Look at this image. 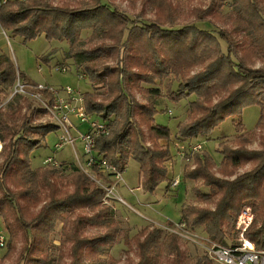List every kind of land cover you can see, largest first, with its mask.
<instances>
[{"label":"trees","instance_id":"1","mask_svg":"<svg viewBox=\"0 0 264 264\" xmlns=\"http://www.w3.org/2000/svg\"><path fill=\"white\" fill-rule=\"evenodd\" d=\"M142 1L157 8L159 18L166 13V24L159 18H134L110 0H78L74 6L49 0H15L0 5V25L25 42L45 35L70 45L68 57L75 61L78 71L88 74L94 84L106 87L111 98L105 103L98 101L103 96L98 92L84 94L86 113L95 114L109 126V134L97 139V152L120 171L131 158L137 161L145 190L154 192L164 182L171 185L167 161L173 154L159 141H171L173 133L169 127L154 123L159 104L139 103L129 88H142L140 84L146 82L151 87L144 90L151 98L157 97L160 89L153 86L156 82L173 74L179 77V88L169 89L168 98L179 102L191 95L196 97L189 101L190 119L178 124L176 134L181 140L207 137L229 117L241 120L242 110L249 104L261 107L257 128L264 130V68L250 67L244 55L238 58V51L247 52L248 47H258L264 57V10L261 0H232L237 16L231 29L216 30L205 25L211 26L207 17L216 16V7L223 6V0H212L206 8H193L198 22L183 26L173 17L179 0ZM87 29L98 35L101 43L85 49L81 33ZM241 33L251 38L248 47L237 42L234 34ZM109 59L117 65H109ZM206 63L190 75L194 67ZM18 81L38 86L16 69L10 57L0 55V99ZM39 92L53 107L56 95L48 89ZM27 106L31 113L20 125L12 121L10 111L0 108V137L4 142L0 152V217L12 236L16 234L13 223L23 231L25 264H53L51 235L58 223L63 224L65 240L71 244L68 264H105L100 255L120 243L126 232L114 208L104 204V189L79 166L72 163L68 167L71 190L62 181L63 164L32 166L33 151L60 127L51 121L37 122L36 109L29 101ZM48 113L46 107L40 110L41 115ZM142 125L148 127L147 132ZM261 138L262 147L258 149L250 147L248 135H240L235 147L221 141V176L214 172L217 164L206 153L197 154L196 165L184 172L185 179L201 186L194 187L197 202L183 208L180 223L186 229L202 227L209 244L238 245V217L249 207L254 218L244 236L257 251L264 252V133ZM248 164L250 170L237 174ZM98 173L100 178L105 177ZM201 187H207V191ZM87 227L105 232L90 238L84 234ZM162 237L159 227H145L135 235L133 240L139 249L135 264H157L163 244L174 264H213L207 255L191 263L176 233L164 240Z\"/></svg>","mask_w":264,"mask_h":264},{"label":"rangeland","instance_id":"2","mask_svg":"<svg viewBox=\"0 0 264 264\" xmlns=\"http://www.w3.org/2000/svg\"><path fill=\"white\" fill-rule=\"evenodd\" d=\"M49 1L58 5L70 3L74 6L78 3V0ZM110 1L134 18L155 21L160 15L157 8L150 4H144L142 0ZM211 1L212 0L176 1L177 10L173 16L176 23L183 26L198 22L196 21L197 15L193 8H206ZM231 4L232 0H223V6L216 7V16L213 14L207 17L211 26L209 24L205 25L204 23L201 25L212 27L216 30H230L231 24L237 16ZM260 5L264 10V0L260 1ZM159 19L164 21L165 24L168 21L166 13ZM234 35L237 42L244 43L243 45H245V47H248L252 42L251 38L244 33ZM81 39L82 47L85 49L101 43V38L98 35H93L92 30L89 29L82 31ZM108 43H111V41ZM69 49L70 45L67 42L49 40L45 35L25 42L22 37L12 36L11 33L3 30L0 25V55L4 54L10 57L16 69L24 73L32 82L37 85L47 86V88L52 87L57 90L62 97H66L64 93L66 87H71L81 96H84L86 92L95 91L103 95L98 98V101L107 103V101L111 99H108L107 96V94H109L107 91L108 89L101 84H94L92 80H90L88 74H86V76L78 71L75 61L68 57ZM223 51H227L225 44H223ZM238 53V58L244 55L243 60L250 67L264 68L263 52L258 47L255 49L248 47L247 52H243L240 49ZM236 60L239 61L237 58ZM107 63L111 66L117 65L114 59L107 60ZM206 65L207 63L194 67L190 75L197 73ZM63 68L66 69V72L62 71ZM180 81V78L173 74L156 82L153 86L160 89V95L152 98L151 95L144 90L146 87H151V85L146 82L140 84L142 88H129L130 93L139 103L147 106L150 105L151 102L159 104L154 123L169 127L173 133L171 141H159L161 144L168 145L173 154L171 160L167 161L171 185L168 186V182H164L154 192L146 191L143 185V175L139 163L132 158L128 161L126 168L122 172L123 181L116 185L115 193L117 198H110L107 203H105L104 200V204L114 208L116 219L126 232V237L122 238L123 240L120 243L116 244L107 254L100 255L103 261H105V264L137 263L139 261V249L133 238L145 227H159L163 229V237L161 240H164L170 233H176L180 237L182 249L185 251L186 257L191 263H194L198 257L203 255L208 256L207 246L209 245V241L204 229L202 227L186 229V226L182 227L180 225L183 208L197 202L194 187L201 186L200 182L185 179L184 172L187 167L192 169L196 165L195 156L197 154L201 153L205 155L206 153L217 164L214 172L221 176L219 172L223 161V156L220 152L221 141H225L227 144L235 147L240 135H248L251 139V148L258 149L262 147L261 137L264 130L257 128L262 114L261 107L258 104H249L245 106L240 115L241 120L236 117H229L207 137L188 140L179 139L176 134L178 124L181 122L185 123L190 119L192 113L189 108V101L196 98L194 95H191L179 102H174L168 98L167 94L169 93V89L177 90ZM19 83L24 85L23 82L18 81L11 90L1 95L0 108L4 107L10 111L12 113V121L20 125L24 120V116L31 113V110L27 106L29 101L32 103L33 108L36 109L34 119L37 122L51 121L55 123L53 117H51V113L46 115L40 114V110L47 104V101L39 92L40 88L25 84L26 88L22 90ZM93 116L96 117L95 114ZM72 122L73 125L70 126L69 129L72 135L71 137L74 139L73 146L71 144H66L59 151L54 149L56 141L59 140L60 136L64 135V131L60 128L58 132L49 134L45 141L42 142L41 146L36 148L32 153V166L34 167L54 165V163L44 165V159L47 156H55L57 158L55 161L58 162H56L57 164L55 166L61 163L63 164L61 165L65 170L62 172V181L67 185L69 190H71L72 187L70 185V171L68 167L73 163L81 168L78 163V158L81 160L85 158L84 143L80 140L79 136L87 133L90 128L89 123H82L75 117H72ZM142 126L144 131L147 132L148 127L146 125ZM77 128H79L80 131L77 130ZM196 144H201L202 149L196 153H193V151L190 152V147ZM73 149L75 152H78V157H76ZM1 161L2 157H0V162ZM251 167V164L243 166L237 170V174L250 170ZM98 172L99 171H89L87 174H89L94 181L99 180L111 186L115 185V180L107 178L105 174V177H103L104 179L100 178ZM176 179H179L180 183L174 187L173 183ZM201 189L207 191V187H201ZM120 198L123 201L120 200ZM199 205L205 206L201 203H199ZM11 225L16 233L14 236L11 235L12 233H10V230L6 229L5 222L0 217V232L5 233L9 239V245L7 244L5 247H0V264H25L24 248L26 241L23 231L15 223ZM62 231L63 224L58 223L55 231L51 235L50 255L54 260L53 264H68L70 259L71 244L65 240ZM103 232H105L104 229L97 227H87L84 229V234L90 238H95ZM211 261L213 264H216L213 260ZM157 264H174V258L164 244L159 252Z\"/></svg>","mask_w":264,"mask_h":264},{"label":"built area","instance_id":"3","mask_svg":"<svg viewBox=\"0 0 264 264\" xmlns=\"http://www.w3.org/2000/svg\"><path fill=\"white\" fill-rule=\"evenodd\" d=\"M7 1L15 0H0V5ZM62 71L66 72V69L63 68ZM19 86L22 90L26 88L25 84L21 85L19 83ZM37 87L40 89H48L56 95L53 107H50L47 104L44 106L48 109L49 113L52 114L51 117H53L55 123L64 131V135L60 136L55 144V149L60 150L66 144H71L73 146L74 139L71 137L72 135L70 134L69 129L70 126L73 125L72 117H75L82 123H89V131L79 136L80 140L84 143V156L86 158L85 161L79 162V164L86 173L94 171V168H96L99 172L110 176L111 179L115 180V185L112 186L99 180L96 181L106 193L104 199L105 203H107L110 198H117L115 189L116 185L123 181V171H120L116 165L110 163L108 159L100 155L96 150L98 137L109 134L108 124L93 115L87 114L84 107V96L79 95L77 91L71 87H66L64 89L66 97L60 96L58 91L52 87L47 88V86L43 85H38ZM3 147L4 142L0 137V152L3 150ZM200 149H202V145L196 144L190 147V152L193 151V153H196L199 152ZM56 162L57 161L53 158L46 160V164L54 163V165H56L58 163ZM179 183L180 180L176 179L173 186L175 187ZM120 200L122 199L120 198ZM253 218L254 215L251 208L247 207L241 212L237 223V230L240 232L239 244L235 247L223 246L217 243L209 244L208 242V256L216 264H264V252L257 251L254 244L244 236V233L251 225ZM180 225L185 227L184 223H181ZM8 240V236L5 233L0 232V247L7 246Z\"/></svg>","mask_w":264,"mask_h":264},{"label":"crops","instance_id":"4","mask_svg":"<svg viewBox=\"0 0 264 264\" xmlns=\"http://www.w3.org/2000/svg\"><path fill=\"white\" fill-rule=\"evenodd\" d=\"M65 93V92H64ZM78 127V126H77ZM77 130H79V128H77ZM80 131V130H79ZM56 143H57V141H56ZM55 143V144H56ZM54 149H55V145H54ZM56 150V149H55ZM74 150V149H73ZM75 150H76V148H75ZM75 150H74V152H75ZM57 151V150H56ZM59 151V150H58ZM75 154H76V157H78V152L76 151L75 152ZM49 158H53L54 160H57V158L55 157V156H47L45 159H44V165H46V160L47 159H49ZM84 158H85V156H84ZM86 159V158H85ZM85 159H83V160H81L80 158H78V163L79 162H83V161H85ZM62 164V163H61ZM38 167H40V166H38Z\"/></svg>","mask_w":264,"mask_h":264}]
</instances>
